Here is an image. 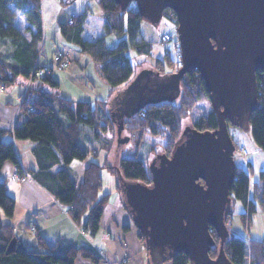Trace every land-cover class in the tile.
I'll return each mask as SVG.
<instances>
[{"label": "trees", "instance_id": "1", "mask_svg": "<svg viewBox=\"0 0 264 264\" xmlns=\"http://www.w3.org/2000/svg\"><path fill=\"white\" fill-rule=\"evenodd\" d=\"M61 2L65 4V1ZM97 2L104 19L103 32L98 37L91 40L82 37L86 12L73 15L70 21L60 25V31L67 42L76 45L79 51L100 63V72L112 89L127 81L133 73L131 58L127 53L129 48L133 47L138 54L151 56L152 43L145 39L138 40L143 17L134 2H130L124 9L115 0ZM40 9L41 0H0V42L3 46L10 44L13 49L9 54L13 62H7L0 57V89L11 85L19 73L27 75L30 80L40 79L50 86L57 85L50 75L51 70L55 68L42 77H37L34 73L42 66L37 61V47L42 40ZM163 15L171 20L176 28L175 14H169V8L162 12ZM108 34H114L119 39L116 46L106 45L105 36ZM177 53L178 58L173 59L166 50L161 57H155L151 69L144 71L149 72L156 81L169 79L171 73L180 67V50ZM255 74L258 105L250 114L249 127L256 146L264 149V73L257 70ZM30 87H27L23 95L19 107L21 121L14 124L13 135L15 138L30 139L35 143L34 154L44 164L40 168L42 175L36 179L61 203L69 205L70 217L76 224L94 234L99 229L100 217L109 198V193L100 196L103 188L101 169L106 168L115 176L116 189L127 211L128 206L122 191L123 183L140 181L151 184V172L141 158L121 157L117 154L112 162L107 157L101 164L90 161L77 184L68 170V165L74 159H85L90 153L96 155V148L82 145L79 137L86 126L93 130L96 139L100 137L96 129L98 126L104 131L113 128L111 117L105 113L109 100H99L97 105L88 101L73 103L56 91L37 88L35 91L38 95L29 101L25 97L29 94ZM177 95L178 103L169 99L150 101L122 120L118 112H114L112 117L128 132L138 130L140 134L163 136L162 153L169 156L182 139V119L191 112L197 102L209 99V92L198 70L193 69L181 76ZM100 107L103 114L97 113ZM101 118L104 120L99 123ZM216 127L217 118L213 107L206 114L192 120L188 126L200 132L211 131ZM6 132L7 129L0 127V169L5 161H11L20 170L12 141L2 139ZM119 139L123 140L121 136ZM233 142L237 148V143L234 140ZM58 161L63 164L61 169L54 173L47 171L51 164ZM229 196L231 201L225 212L227 235L222 243L224 253L233 264H264V238L236 235L229 223L233 215H238L243 224L248 226L249 218L254 212L264 211V168L259 170L257 180L251 184L248 171L235 164ZM235 201L240 202L245 211L228 210L233 207ZM14 207V198L7 193L5 183L0 180V264H74L78 254L90 258L93 262L98 261L92 252L83 247L67 245L60 254L25 248L16 237L14 225L8 220L13 215ZM210 233L214 244L210 246L208 253L215 257L219 251L220 238L212 226ZM14 237L15 250L6 252L9 241ZM36 237L39 244L45 247V238L38 232ZM139 237L145 243L141 231ZM164 261H170L172 264L191 263L184 252L174 250L165 251Z\"/></svg>", "mask_w": 264, "mask_h": 264}, {"label": "water", "instance_id": "2", "mask_svg": "<svg viewBox=\"0 0 264 264\" xmlns=\"http://www.w3.org/2000/svg\"><path fill=\"white\" fill-rule=\"evenodd\" d=\"M115 1L122 9L134 2L151 23L171 9L180 50V67L169 79L156 81L148 72L128 89L129 104L121 96L120 120L147 102L170 100L179 93L181 76L193 69L204 81L217 118L214 130L187 128L172 153L154 162L151 184L123 183L131 218L145 237L152 264H161L166 250L184 252L192 264H233L222 248L235 167L228 124L248 128L258 105L255 73H264V0ZM123 107L128 112L122 114ZM211 226L220 238L215 257L208 253L214 244ZM15 245L14 237L6 252Z\"/></svg>", "mask_w": 264, "mask_h": 264}, {"label": "crops", "instance_id": "3", "mask_svg": "<svg viewBox=\"0 0 264 264\" xmlns=\"http://www.w3.org/2000/svg\"><path fill=\"white\" fill-rule=\"evenodd\" d=\"M63 1L65 4L61 0H41L42 40L37 47V61L41 65L51 64L53 53L57 49L68 58L69 64L66 69H52L50 72L57 85L54 87L47 83L40 85L30 80L27 75L19 73L11 85L0 89V127L7 129L2 139L12 141L20 165L19 170L11 161H5L0 169V180L5 183L7 193L15 200L13 215L8 220L14 225L16 237L27 249L38 252L54 251L60 254L67 245H71L75 248L88 249L98 259L97 262H93L90 258L78 254L74 264H103L105 260L116 262L123 256L127 257V264H152L146 245L139 237V230L123 206L120 194L114 185L106 192H100V196L109 193V198L101 214L98 231L90 234L70 217L69 205L61 203L36 179L37 176L42 175L40 168L44 164L34 154L35 143L30 139L15 138L13 135L14 124L21 121L19 107L23 95L27 87L32 86L33 83L37 88L45 91L58 92L73 103L88 101L97 105L99 100H107L114 91V88L111 89L103 78L100 63L79 51L76 45L67 42L60 31V25L70 21L73 15L86 12L87 18L81 33L82 37L87 40L98 37L103 32L104 19L97 0ZM169 22V29L172 31L174 23L171 20ZM171 31H164L161 35L167 33L172 36ZM140 39H144L141 29L138 35V40ZM118 40L114 34L105 36L106 45L109 47L116 46ZM174 47L175 44L171 43L169 48H164L163 53L167 50L169 55L176 59L177 53ZM12 50L10 44L3 46L0 42V57L5 61L13 62L9 55ZM127 53L134 54L129 55L130 58L142 56L133 47H130ZM121 96L120 94L119 97ZM35 98L36 94L30 96L27 94L25 97L29 101ZM258 148L253 144L249 151L254 152ZM97 154L99 155L98 151ZM90 161H93V158L87 156L83 160L74 159L68 165V170L77 184L81 181L83 170ZM95 162L101 164L100 161ZM248 165L252 167L250 161ZM62 167L63 164L58 161L51 164L47 171L54 173ZM22 173L28 175L25 180L12 179L13 175L18 176ZM101 176L103 178L102 169ZM229 209H234L236 212L245 211L242 204L239 210L232 207ZM236 217L241 224L243 223L238 215L231 217L229 223L234 234L255 239L264 238V211L254 212L249 218L250 224L248 226L243 224L241 231L238 227H234ZM36 232L45 238V247L39 244ZM161 264L172 263L164 261Z\"/></svg>", "mask_w": 264, "mask_h": 264}, {"label": "rangeland", "instance_id": "4", "mask_svg": "<svg viewBox=\"0 0 264 264\" xmlns=\"http://www.w3.org/2000/svg\"><path fill=\"white\" fill-rule=\"evenodd\" d=\"M169 14L173 15V11L171 9H169ZM169 26L170 22L165 15H163L157 23H151L147 19L142 18L140 22L141 34L146 41H150L152 43V51L150 53L151 56L142 54V56L139 57L140 59L131 57V63L133 65L132 75L127 81L116 86L113 93L109 95L107 99L109 101L106 105L105 113L111 117L113 128L104 131L100 126H98L96 129L100 133V137L99 139H96L93 130L89 126H86L79 137V142L82 145L90 148L94 147L99 152V155H93L92 153L88 155L93 158V161H100L102 163L107 157V159L112 162L116 158L115 156L117 154L121 157H138L143 160L145 166L151 171L154 162L161 159L163 154V136L151 135L148 133L140 134L138 130L128 132L122 124V126L118 125V122H116L112 116L114 112H120L121 105L119 104L123 103L120 100V94L125 96L123 97L126 100L125 105L129 104V99L132 97L128 96V89L137 82H141L143 78H148V72L144 70L151 69L153 67L155 57H161L163 55L164 48H169L170 44L174 43V49L176 50V53L178 52L179 44L176 28L174 26L171 31ZM169 30L171 31L170 34H172V36L170 35L171 40L169 39L167 42L162 43L160 41L161 33ZM167 35L169 36V34ZM129 55L133 56L134 54L129 53ZM176 56L177 59L178 53ZM166 70H169V68H166ZM33 82H38L40 85L45 83L40 79H34ZM34 83L29 89V96L32 94H36V96L38 95V92L35 91L37 87ZM15 85L14 87L17 88ZM170 100L174 103H178L179 97L178 95H173ZM211 108L212 104L209 99L197 102L191 112L182 119L181 132L185 133L192 120L202 114H206ZM97 111L98 114H103L101 107ZM126 111L125 107H123L121 112L124 114ZM103 120L104 119L101 118L98 122L102 123ZM228 133L231 136L232 141L234 140L238 145L233 154L234 162L236 165L242 166L248 171L250 175V183L252 184L255 180H257L259 170L264 168V149L258 148L257 151H249L251 146L255 144L250 127L242 128L229 123ZM120 136L123 138L121 141L119 139ZM244 151H246V153H244ZM248 161L251 162L252 167L248 165ZM102 174L104 179L102 192H106L112 185L116 187V179L111 172H109L106 168H102ZM232 208L239 210L241 208L240 202L236 201ZM234 227H238V230L240 231L244 227L238 217L235 218ZM189 264L191 263L189 262Z\"/></svg>", "mask_w": 264, "mask_h": 264}, {"label": "built area", "instance_id": "5", "mask_svg": "<svg viewBox=\"0 0 264 264\" xmlns=\"http://www.w3.org/2000/svg\"><path fill=\"white\" fill-rule=\"evenodd\" d=\"M173 14H174V12H173ZM169 39L170 38L167 34H162L160 36V41L162 43L167 42ZM68 64H69L68 58L64 55V53L60 49H57L53 53L51 64L42 65L34 73L36 74L37 77H42V76L46 75L52 68H55L58 70H63V69L67 68ZM244 153H246V151H244ZM27 176L28 175L26 173H22L18 176L13 175L12 179H18L20 181H23L27 178ZM103 264H127V257L123 256L116 262H113L111 260H105L103 262Z\"/></svg>", "mask_w": 264, "mask_h": 264}]
</instances>
